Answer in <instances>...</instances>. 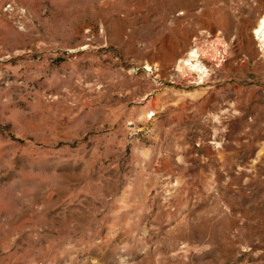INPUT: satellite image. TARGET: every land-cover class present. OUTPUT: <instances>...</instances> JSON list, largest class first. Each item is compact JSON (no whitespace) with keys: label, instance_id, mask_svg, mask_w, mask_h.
Here are the masks:
<instances>
[{"label":"rangeland","instance_id":"obj_1","mask_svg":"<svg viewBox=\"0 0 264 264\" xmlns=\"http://www.w3.org/2000/svg\"><path fill=\"white\" fill-rule=\"evenodd\" d=\"M263 15L0 0V264H264Z\"/></svg>","mask_w":264,"mask_h":264},{"label":"bare ground","instance_id":"obj_2","mask_svg":"<svg viewBox=\"0 0 264 264\" xmlns=\"http://www.w3.org/2000/svg\"><path fill=\"white\" fill-rule=\"evenodd\" d=\"M256 40L260 43L261 47L264 45V15L259 19L257 22L256 28L253 32ZM206 52V51H205ZM216 53H214V56L208 58L202 48L198 45H194V48L187 54V57L183 63H181V66L187 67L189 70L198 73L200 75H205V68L201 64V60H206L208 62H216L217 56H215ZM201 77V76H200Z\"/></svg>","mask_w":264,"mask_h":264}]
</instances>
